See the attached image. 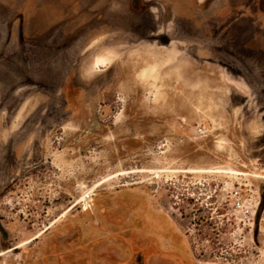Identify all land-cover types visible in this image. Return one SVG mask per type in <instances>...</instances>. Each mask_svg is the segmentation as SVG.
<instances>
[{"label": "rangeland", "instance_id": "obj_1", "mask_svg": "<svg viewBox=\"0 0 264 264\" xmlns=\"http://www.w3.org/2000/svg\"><path fill=\"white\" fill-rule=\"evenodd\" d=\"M0 264H264V0H0Z\"/></svg>", "mask_w": 264, "mask_h": 264}]
</instances>
